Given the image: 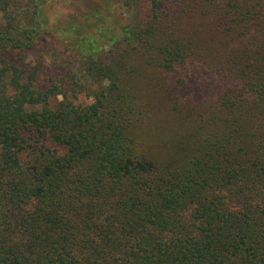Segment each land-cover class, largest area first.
<instances>
[{"label":"trees","instance_id":"obj_1","mask_svg":"<svg viewBox=\"0 0 264 264\" xmlns=\"http://www.w3.org/2000/svg\"><path fill=\"white\" fill-rule=\"evenodd\" d=\"M173 1L178 36L172 0L68 26L0 0V264H264V0ZM56 33L80 59L43 81L24 56ZM130 51L189 80L214 61L216 97L165 159L136 143Z\"/></svg>","mask_w":264,"mask_h":264},{"label":"rangeland","instance_id":"obj_2","mask_svg":"<svg viewBox=\"0 0 264 264\" xmlns=\"http://www.w3.org/2000/svg\"><path fill=\"white\" fill-rule=\"evenodd\" d=\"M45 1L42 8L43 17L52 25L84 24L85 12L91 7L107 16L124 15L123 8L118 6L122 0H108V4L107 0ZM181 6L178 1L172 0L170 7L164 11L168 16L163 24L170 25V29L177 36L179 35L177 18L181 15ZM134 10L138 11L139 16L147 19L153 14V7L149 1L141 2ZM160 11L161 7L157 9V12ZM91 21L93 22V19ZM219 39H222V36ZM68 40L59 33L46 36L36 45L32 55L24 56L34 58L38 66H41L40 74L43 81L57 71L59 68L57 61L62 57L71 60L74 55L75 59H80L81 52L71 49ZM205 56L202 54L198 62L195 59L199 65L197 68L204 72V77L198 76L194 80H189V75L185 77L180 70H167L162 66L149 64L139 51L129 52L126 63L134 68L130 77L141 111L140 124L135 128L139 149L156 150L159 153L158 157L165 159L176 146L177 137L188 130V125L192 124L197 113L205 112L214 101L216 82L208 69L203 70L204 67H212L214 61L212 57ZM80 99L83 104L91 101L87 93L82 94Z\"/></svg>","mask_w":264,"mask_h":264}]
</instances>
